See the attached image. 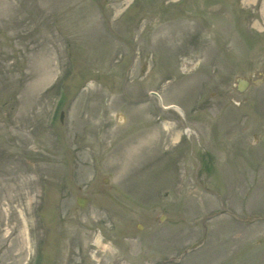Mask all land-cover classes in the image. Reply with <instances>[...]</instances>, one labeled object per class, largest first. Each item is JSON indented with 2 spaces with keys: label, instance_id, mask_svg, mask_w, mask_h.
Here are the masks:
<instances>
[{
  "label": "rangeland",
  "instance_id": "374dc122",
  "mask_svg": "<svg viewBox=\"0 0 264 264\" xmlns=\"http://www.w3.org/2000/svg\"><path fill=\"white\" fill-rule=\"evenodd\" d=\"M251 27L264 0H0V264H264Z\"/></svg>",
  "mask_w": 264,
  "mask_h": 264
},
{
  "label": "bare ground",
  "instance_id": "6f19581e",
  "mask_svg": "<svg viewBox=\"0 0 264 264\" xmlns=\"http://www.w3.org/2000/svg\"><path fill=\"white\" fill-rule=\"evenodd\" d=\"M42 65H44V67H43V70H45V73H46V76H48L49 75V68H48V60L47 61H44V62H42ZM64 98V97H63ZM63 100V99H62ZM60 104H61V102H60ZM163 131L165 132V135L167 134L168 136H171V137H173V136H176L177 135V137L179 136L178 134H176L175 132V130H173L170 126H168V125H165L164 127H163ZM157 133H159V131H158V129L157 130H153L152 132H151V136L149 137V139L151 140V142L153 141V140H155L156 139V134ZM80 206V205H79ZM94 244L96 245V247H97V249H100V251H102L103 250V248H105L106 247V243H105V239L103 238V236L102 235H100V234H98V235H96L95 236V240H94ZM93 244V245H94ZM99 251V250H98ZM187 253V252H186ZM185 253V254H186ZM184 254V255H185ZM94 258H96L95 256H94ZM39 260V259H38Z\"/></svg>",
  "mask_w": 264,
  "mask_h": 264
},
{
  "label": "flooded vegetation",
  "instance_id": "af4514ba",
  "mask_svg": "<svg viewBox=\"0 0 264 264\" xmlns=\"http://www.w3.org/2000/svg\"><path fill=\"white\" fill-rule=\"evenodd\" d=\"M264 67V66H263ZM263 75H264V73H263ZM185 115L187 116V112H185ZM187 127H188V130H190L189 129V124L187 125ZM191 131V133L194 131L193 129L192 130H190ZM191 136V134H186V135H184L183 136V139H184V137L186 138L187 137V140H190V137ZM182 142V141H181Z\"/></svg>",
  "mask_w": 264,
  "mask_h": 264
},
{
  "label": "water",
  "instance_id": "95a60500",
  "mask_svg": "<svg viewBox=\"0 0 264 264\" xmlns=\"http://www.w3.org/2000/svg\"><path fill=\"white\" fill-rule=\"evenodd\" d=\"M79 203L83 206L85 205V200L84 201L79 200Z\"/></svg>",
  "mask_w": 264,
  "mask_h": 264
}]
</instances>
